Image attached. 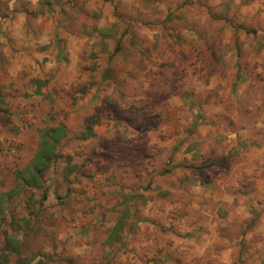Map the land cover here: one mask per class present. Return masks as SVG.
<instances>
[{
  "label": "rangeland",
  "instance_id": "1",
  "mask_svg": "<svg viewBox=\"0 0 264 264\" xmlns=\"http://www.w3.org/2000/svg\"><path fill=\"white\" fill-rule=\"evenodd\" d=\"M263 51L264 0H0V264H258L261 205L217 182L263 137Z\"/></svg>",
  "mask_w": 264,
  "mask_h": 264
},
{
  "label": "crops",
  "instance_id": "2",
  "mask_svg": "<svg viewBox=\"0 0 264 264\" xmlns=\"http://www.w3.org/2000/svg\"><path fill=\"white\" fill-rule=\"evenodd\" d=\"M132 3L133 0H127ZM258 56L264 57L263 52H257ZM264 64V60H263ZM264 69V65H263ZM263 137L258 141H246L241 145L239 152L240 163L234 164L232 160L225 161L224 165L228 164L229 171L225 174L223 182L218 181V184L223 185V194L229 199H239L241 203H246L240 210L246 212V216H250L253 212V207L250 205L258 202L261 209H257L256 216H259L258 222L253 229L252 234H264V129L262 130ZM226 156V155H225ZM223 157V156H222ZM216 159H219L217 156ZM225 160V158H224ZM239 189L238 193H233L232 190ZM224 197V198H225ZM257 204V205H258ZM255 207V205L253 204ZM260 250L264 253V241L258 244ZM257 263L264 264V259L257 260Z\"/></svg>",
  "mask_w": 264,
  "mask_h": 264
},
{
  "label": "trees",
  "instance_id": "3",
  "mask_svg": "<svg viewBox=\"0 0 264 264\" xmlns=\"http://www.w3.org/2000/svg\"><path fill=\"white\" fill-rule=\"evenodd\" d=\"M64 133L60 130H51L47 134H44L41 138L40 148L30 165L25 169L20 178V186H39L43 180V176L50 168L51 164L57 158V143L61 141ZM46 192L44 193V199H46Z\"/></svg>",
  "mask_w": 264,
  "mask_h": 264
}]
</instances>
